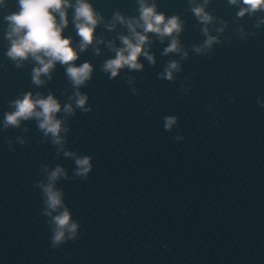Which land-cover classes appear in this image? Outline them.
Listing matches in <instances>:
<instances>
[{"label":"water","instance_id":"95a60500","mask_svg":"<svg viewBox=\"0 0 264 264\" xmlns=\"http://www.w3.org/2000/svg\"><path fill=\"white\" fill-rule=\"evenodd\" d=\"M90 2L106 22L116 10L137 15L135 0ZM157 3L159 11L186 22L180 40L188 59L163 56L167 39L160 43L152 35L156 65L142 57L143 71L124 69L110 80L100 70L115 56L107 43L122 47L117 37L129 34L118 24L112 32L99 26L101 54L89 47L76 62H90L95 71L80 89L93 111L76 109L68 118L66 145L92 156L94 169L86 181L58 184L81 225L75 242L51 248L49 218L34 187L43 179L41 164L62 165L71 177L74 161L40 142L36 121L7 131L0 125V264H264V108L257 104V97L264 98V25L256 29L254 18H236L238 9L228 0H212L207 11L215 22L208 27L220 43L197 55L192 46L206 37L188 0ZM18 10V0L0 8V122L12 110L9 101L22 92L53 93L75 107L63 66L57 64L53 79L37 87L30 75L34 61L17 68L6 57L4 17ZM71 17L70 10L65 36L77 47ZM222 27L223 33L216 31ZM169 60L183 69L174 81L158 77ZM165 116L178 117L171 132L164 130ZM176 135L184 139L176 141ZM18 137L27 143L21 146Z\"/></svg>","mask_w":264,"mask_h":264},{"label":"clouds","instance_id":"9594fccd","mask_svg":"<svg viewBox=\"0 0 264 264\" xmlns=\"http://www.w3.org/2000/svg\"><path fill=\"white\" fill-rule=\"evenodd\" d=\"M6 0H0V8ZM137 15L126 16L121 11L113 12L111 19L106 22L105 16L98 11L90 0H18V11L4 17L7 24L5 39L8 48L5 53L17 68H23L24 62L34 61V67L30 73L31 82L37 87H43L53 79V71L57 64L65 69V75L73 88V95L68 99L72 102L61 104L53 93L44 96L40 92L31 91L20 93L16 99L9 101L11 111L4 113L0 125L2 130L20 128L22 122L36 121L38 130L43 134L41 143L50 142L57 155L63 154L65 158L74 161L75 168L70 177L65 167L57 164L54 168L48 164L40 165V173L43 179L38 180L34 187L39 189L43 201L42 215L49 218L51 231L50 244L53 250L61 248L69 241L75 242L81 227L78 221L73 219V214L65 202V193L58 187L61 180L89 179L93 172V157L78 155L74 151L66 149L68 134L71 128L67 125L69 117L76 116V109L87 114L93 111L89 106V96L80 91L87 87L93 79L95 71L90 62L77 65L80 53L86 52L89 47L94 49L95 55L101 54L98 45L105 44L103 38L97 36V28L103 25L109 32L121 25L128 30V35H119L122 47H116L115 41L107 43L110 51L115 53L114 58L107 59L101 65V71L114 80L121 75L122 70L143 71L144 64L141 58L146 59L153 66L156 59L151 54V38L154 35L160 43L167 39V47L162 55L176 54L181 60L188 59V52L181 43L180 36L185 30V21L178 15L167 16L159 11L157 0H135ZM212 0H188L189 11L194 14L197 22L202 26L201 32L206 39L200 45H193L192 51L197 55H207L212 46L220 43L218 37L211 35L209 25L214 24V16L207 11ZM229 6H235L238 11L236 18L245 16L255 19L254 27L260 29L264 25V0H228ZM72 11L71 23L80 38L77 47L73 46L71 37L65 36V29L69 28V11ZM259 14V15H258ZM225 23L226 27V22ZM225 28L216 29L223 33ZM242 40L248 39V33L243 28L237 30ZM252 36L256 33L252 32ZM179 61L169 60L164 70L158 73L161 80L174 81V74L182 72ZM42 77H47V80ZM134 82L130 80L129 83ZM181 90L184 91L183 85ZM136 95V90L133 89ZM257 104L264 108V98L257 97ZM63 114L62 118L60 114ZM178 126V117L165 116L163 127L166 132H171ZM28 131L27 128L24 129ZM176 141L184 139L181 135L173 137ZM17 143L21 146L27 141L18 137ZM11 145L13 141L7 140ZM16 149L10 147V151Z\"/></svg>","mask_w":264,"mask_h":264}]
</instances>
